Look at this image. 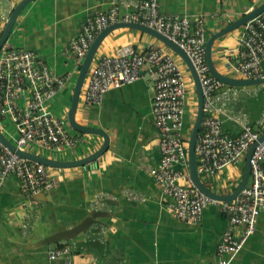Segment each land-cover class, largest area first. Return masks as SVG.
I'll return each instance as SVG.
<instances>
[{"label": "crops", "instance_id": "obj_1", "mask_svg": "<svg viewBox=\"0 0 264 264\" xmlns=\"http://www.w3.org/2000/svg\"><path fill=\"white\" fill-rule=\"evenodd\" d=\"M19 1L0 0L1 32L10 11ZM138 1L36 0L19 14L6 43L14 49L35 52L50 71L65 75L72 72V65L64 48L78 35L81 26L97 13L107 11L112 4L132 5ZM263 1L159 0V7L166 15L186 14L203 18L209 37ZM239 34L240 29L222 36L213 44L229 75L224 53L235 49ZM149 44L170 50L142 31L116 29L103 39L91 66L100 56L113 55L121 47L143 50ZM262 73L264 76V60ZM73 77L48 105V110L58 117L63 113L66 117L74 87ZM260 91L264 92V85L246 89L241 94L257 97ZM153 93V80L144 70L139 80L109 89L100 107H88L80 97L82 103L81 106L78 103L76 111L80 121H76L107 134L109 144L105 153L88 166L50 168L51 174L58 179L57 186L35 196H23L13 175L2 182L0 264H63L62 258H49V252L62 247L70 249L73 264L216 263L215 251L228 227V215L208 205L197 225L178 220L170 210L172 200L162 195L150 174V169L157 167L160 159L151 111ZM238 101L241 104L237 115L262 133L264 104L255 107L248 99L239 98ZM55 102L62 103L63 110L51 111ZM187 116L186 111L185 136L188 138V128L193 123ZM6 123L12 126L4 120L0 131L13 144L15 131L13 126L8 129ZM222 127L230 136H236L240 131L239 125L231 121H225ZM70 134L80 137L75 149L52 154L28 146L26 151L53 160L76 161L90 155L102 144L99 135L85 136L72 130ZM243 160L237 167H227L212 179H200L202 184L217 195L232 193L243 177ZM94 209L107 211L109 216L100 218L98 224L72 240L46 246L41 244L44 239L78 225ZM242 230V227L234 228V236H240ZM230 264H264V210L256 219L254 232Z\"/></svg>", "mask_w": 264, "mask_h": 264}, {"label": "built area", "instance_id": "obj_2", "mask_svg": "<svg viewBox=\"0 0 264 264\" xmlns=\"http://www.w3.org/2000/svg\"><path fill=\"white\" fill-rule=\"evenodd\" d=\"M124 8L130 10L123 11ZM120 22L157 31L186 54L196 72L203 95V114L194 147L199 179L209 180L227 167H237L261 134L234 111L244 90L225 86L210 72L206 62L208 36L204 19L186 14H163L159 0L112 4L107 11L88 19L64 48L72 65V72L65 75L50 71L35 52L14 49L5 43L0 50V130L3 121L8 120L16 135L13 145L22 151L28 146L52 154L75 149L80 137L70 134L66 117L52 114L48 105L72 75H77L96 35ZM239 29L237 46L224 53L230 77L262 78L264 11ZM144 70L154 84L151 111L160 155L157 167L150 169V174L162 195L172 200L170 210L178 220L197 225L208 205L228 215V227L215 251V264H230L254 232L256 219L264 210V140L251 155L249 180L237 197L226 202L210 198L189 176L185 136L187 78L173 52L149 44L143 50L125 46L113 55L100 56L85 78L81 92L83 103L92 108L100 107L109 89L139 80ZM225 121L239 125L236 136L224 132ZM10 175L18 180L23 196L50 191L58 184L50 168L15 154L0 142V186ZM236 227L243 229L238 237L233 233ZM69 252L68 247L55 248L49 252V258H62L63 264H73Z\"/></svg>", "mask_w": 264, "mask_h": 264}, {"label": "water", "instance_id": "obj_3", "mask_svg": "<svg viewBox=\"0 0 264 264\" xmlns=\"http://www.w3.org/2000/svg\"><path fill=\"white\" fill-rule=\"evenodd\" d=\"M36 0H20L10 11L8 18L5 22V25L2 29L1 35H0V50L2 46L7 42L9 35L11 33V30L14 26V23L19 16V14L22 12V10L31 2H34ZM264 11V1L252 9L251 11L244 13L241 17L237 18L236 20L232 21L228 25L224 26L221 30L212 33L209 35V37L206 40L205 44V52H206V62L208 65V68L212 75L220 81L222 84H224L227 87H232L237 90H246V89H252L256 86L264 85V77L259 79H239L234 77H228L225 75L220 74L214 67L211 57V50L213 47V44L216 40L221 38L222 36L229 34L231 32H234L238 30L240 27H242L246 22L251 20L252 18L258 16ZM119 28H131L136 29L139 31H142L144 33H147L156 39H158L161 43H163L166 47L170 49L173 53L181 57V59L185 62L188 70L189 75L191 79L193 80L194 87H195V93H196V114L195 118L190 130L189 138L187 140V157H188V172L191 180L193 181L194 185L201 190L205 195L209 196L210 198L219 200V201H232L234 200L237 195L243 190V188L247 185V182L249 180L250 175V166L249 161L251 158V155L258 145V143L263 142L264 140V131L260 134L258 140L254 142L248 149L245 157H244V172L243 177L239 183V185L235 188V190L228 194V195H217L212 192H210L208 189L205 188V186L202 184L201 180L198 177L197 170H196V158H195V142L199 133L202 114H203V95L201 91V87L199 84V80L197 77L196 72L194 71L188 57L186 54L173 42L159 34L157 31L138 24L134 23H116L109 25L108 27L104 28L102 31H100L92 43L89 46V49L81 63V66L79 68V71L77 73V77L74 83L73 92L70 99V105L66 111V120L68 123V126L71 130L81 133V134H87V135H99L102 137V144L101 146L91 153L90 155L76 160V161H59V160H53L46 157H42L39 155H34L31 153H28L26 151H22L17 149L13 144H11L0 132V142L7 147L10 151L14 152L15 154L26 158L30 161L36 162L38 164H42L48 168H57V169H63V168H71V167H82V166H88L89 164L95 162L98 158H100L105 151L108 148L109 144V138L107 134L96 128H90L86 127L84 125L79 124L76 119V111L79 103L80 93L85 81V78L87 76V73L89 71V68L92 64V61L94 59V56L96 54V51L103 41V39L112 31L119 29ZM240 101H237L234 105V111L239 112L240 111ZM109 213L107 211L102 210H92L88 213V215L76 226H74L71 229L61 231L59 233H56L52 235L51 237H48L41 241V244L46 246L58 241H66V240H72L76 236H78L81 233H86L90 227H92L95 224L99 223L100 218L108 217Z\"/></svg>", "mask_w": 264, "mask_h": 264}, {"label": "rangeland", "instance_id": "obj_4", "mask_svg": "<svg viewBox=\"0 0 264 264\" xmlns=\"http://www.w3.org/2000/svg\"><path fill=\"white\" fill-rule=\"evenodd\" d=\"M174 56L177 58L178 62L180 63L182 72H183L184 76H186V78H187L186 111H187V114H188L187 118H188L189 122L190 123H193L194 118H195V114H196V109H197L196 108V93H195L194 83H193V80L191 79V77L189 75L190 73H189V70H188L185 62L181 59V57H179L175 53H174ZM211 57H212V62H213V65H214L215 69L220 74L227 75L228 77H230V75L227 74V71L225 70V68H224V66L222 64V61L218 58V52L216 51V48L215 47H212ZM76 77H77V75H74V77L72 79V82L73 83H75ZM80 97H81V101H82V95L81 94H80ZM239 98L240 99H248V100L252 101V103H253V105L255 107H257L259 104H264V92H262V91H260V95L259 96L257 94V97L252 96V95H249L248 96L247 94H243V95L241 94V96H239ZM81 101L79 102V105L80 106H81V103H82ZM62 105H63L62 103L55 102L50 107V110L51 111H54V112H57L59 110H63L64 107L62 108ZM79 111L80 110L78 108V112L77 113H79ZM61 116L64 117L65 116V113H63ZM75 116H76V120H79L80 121V119L78 118V116L77 115H75ZM6 125H7L8 129H12V126L9 123H6ZM191 127H192V124H191ZM191 127L188 128L189 134H190ZM66 128L69 129L67 127V125H66ZM70 131H71V129H70ZM84 135L87 136L86 134H84ZM188 138H189V136H188ZM188 138H187V140H188ZM33 151H35L36 153H38L37 150H35V149ZM243 162H244V160H243ZM242 172H244V170H242ZM205 184H207V183H205Z\"/></svg>", "mask_w": 264, "mask_h": 264}]
</instances>
